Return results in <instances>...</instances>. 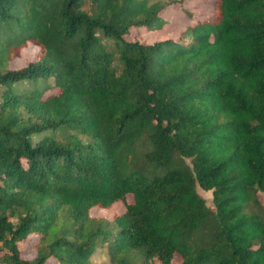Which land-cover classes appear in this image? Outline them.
I'll use <instances>...</instances> for the list:
<instances>
[{
  "label": "trees",
  "instance_id": "obj_1",
  "mask_svg": "<svg viewBox=\"0 0 264 264\" xmlns=\"http://www.w3.org/2000/svg\"><path fill=\"white\" fill-rule=\"evenodd\" d=\"M162 8L0 0V264H264V0Z\"/></svg>",
  "mask_w": 264,
  "mask_h": 264
},
{
  "label": "rangeland",
  "instance_id": "obj_2",
  "mask_svg": "<svg viewBox=\"0 0 264 264\" xmlns=\"http://www.w3.org/2000/svg\"><path fill=\"white\" fill-rule=\"evenodd\" d=\"M149 1H157L163 5L162 15L165 16L166 21L163 26L158 30H145L143 28L135 30L131 28V32L127 35L129 38H136L139 41L143 42H151L158 38L163 37H175L177 32L181 30L186 24L193 23L196 17H211L212 16V6L213 0H149ZM185 9L189 12V16L184 17V13L182 9ZM38 47L36 45L27 42L25 46L21 49L18 57L14 59V62L11 64L13 67L20 66L24 64V62L28 59H32L34 57L35 52ZM198 192L205 198L206 202L210 204L209 191L202 190L197 188ZM257 197L260 203H264V195L260 192H257ZM127 200L131 199L130 193L126 195ZM120 202V201H118ZM118 202H115L118 204ZM121 205H113L105 208H100L97 206H92L89 209V214L98 217H110L111 214L115 211L121 210ZM251 210H254L251 208ZM30 248H23L22 254L29 256L31 254ZM172 261L177 263L179 261V257L177 254H174L172 257ZM87 264H111L108 261V258L105 254L103 248H97V250L91 255ZM134 264H143L140 261L135 262ZM148 264H160L155 259L149 261Z\"/></svg>",
  "mask_w": 264,
  "mask_h": 264
}]
</instances>
